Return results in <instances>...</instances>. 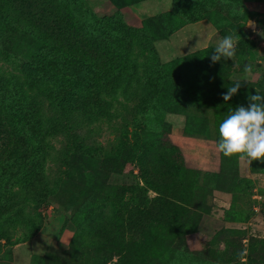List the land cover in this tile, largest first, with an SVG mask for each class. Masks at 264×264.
Returning <instances> with one entry per match:
<instances>
[{"label":"trees","instance_id":"1","mask_svg":"<svg viewBox=\"0 0 264 264\" xmlns=\"http://www.w3.org/2000/svg\"><path fill=\"white\" fill-rule=\"evenodd\" d=\"M77 1L0 0V57L10 64L13 58L23 60L17 73L0 71V223L5 215H11V225L24 231L10 243L11 231L0 230V239L11 246L32 240L44 224L42 209L47 200L58 194L63 183L78 187L72 176L75 171L84 189L95 192L106 189L107 175L126 173L127 167L135 165L142 186L122 189L117 204L99 207V211L107 209L104 216H96L94 212L85 218L93 228H78L79 232L91 234L90 237L83 235V249L93 253L91 264H108L113 257L116 262L112 264H130V243L138 235L139 226L154 228L160 234V220L171 219L168 211L176 207L174 201L181 205L178 209L183 219L197 222L207 213L205 198L209 190H218L221 179L222 185L234 184L233 188L242 192L240 159L224 158L217 152L218 128L238 106H248L249 95L264 94V77L241 84L230 101L211 98L202 108L214 115L217 132L214 139L206 120L189 118L191 125H195V136L204 141L199 146L211 163L210 171H199L182 153L171 152L174 148L158 150L138 138L129 144L127 129H116L114 138L105 144L91 140L90 134L82 130L103 118L110 119L103 116L106 100L114 99L136 71L147 44L160 39L154 29L161 23L160 17H154L141 21L139 26H128L120 8L113 4L116 14L112 18L101 17L92 24L77 16L73 5ZM173 20L181 25L186 22L178 12ZM140 33L151 38L135 41ZM209 53L210 48H205L193 54L200 69L206 66L203 56ZM245 53L252 57L249 49ZM224 65L219 63V67ZM228 74L222 73L224 82H229ZM216 81L220 82L217 78ZM182 98L188 104L186 107L198 108L193 99L187 103ZM176 107L171 106L173 110ZM129 123L123 119L122 127L126 128ZM183 134L190 135L186 130ZM55 142L60 143L59 149ZM50 162L58 169L53 177L46 168ZM248 168L251 174L264 175V160H253ZM202 172L204 177L199 185L197 177ZM246 182L247 189L252 183ZM149 191L156 195L154 199H148ZM126 193L124 209L130 207L126 212L131 233L128 241L123 242L124 223L118 220V208L123 207ZM232 202L231 208H234V196ZM78 213L80 209L75 216ZM142 218L145 221L141 222ZM220 235L219 232L216 237ZM167 236L169 233L164 235ZM51 254L33 256L30 264H50ZM139 256L137 253L138 259Z\"/></svg>","mask_w":264,"mask_h":264},{"label":"rangeland","instance_id":"2","mask_svg":"<svg viewBox=\"0 0 264 264\" xmlns=\"http://www.w3.org/2000/svg\"><path fill=\"white\" fill-rule=\"evenodd\" d=\"M113 4L120 8L128 26H139L141 21L160 17L161 24L154 29L160 39L147 44V51L138 60L136 71L128 77L114 99L106 100L107 109L103 116L110 119L93 122L85 126L82 133L105 144L114 138L116 129H127L131 139L129 144L138 138L141 143L158 150L174 148L171 152L182 153L199 171H210L211 163L199 146L204 141L195 136V125H191L189 118L206 120L209 134L214 139L217 134L214 115L202 108L211 98L223 100L232 85H243L264 77V0H78L73 5L82 21L94 24L101 17L112 18L116 14ZM177 12L186 21L182 25L173 20ZM227 35L236 42L235 55L231 60L213 63L214 48L219 39ZM146 37L151 38L140 33L135 41L145 42ZM205 48H210L211 53L203 56L207 64L200 69L193 54ZM248 49L251 58L245 53ZM11 62L13 64L5 63L0 57V71L17 73L23 60L13 58ZM219 63L225 65L219 67ZM246 66L251 68L250 74L245 73ZM225 71L229 73L226 77L229 82H224L222 73ZM182 97L187 103L193 99L198 108L186 107L188 104L181 101ZM178 101L180 104L176 107ZM171 106L176 108L173 110ZM123 119L130 121L126 128L122 127ZM185 130L189 136L183 134ZM55 147L59 149L60 143L55 142ZM46 168L51 177L58 170L54 162ZM124 172L107 175L106 189L89 192L75 171L72 176L78 187L63 183L58 194L47 200L42 209L44 224L36 236L50 218L63 221L58 236L54 238L55 246L48 250L52 253L50 264H91L93 253L83 249V235L90 237L91 234L79 232L78 228H93L94 225L85 218L94 212L96 216H104L107 209L99 211V207L107 203L117 204L122 189L142 186L137 166L127 167ZM238 172L244 183L242 192L238 193L234 184L222 185L221 179L218 190H209L205 198L207 213L202 214L199 221L183 219L178 209L181 205L174 201L176 207L168 211L171 219L160 220V234L154 228L141 229L139 226L138 235L130 243V264H264V175L252 174L260 176L249 178L248 171L239 164ZM227 176L230 179V175ZM203 177L204 172L197 177L199 185ZM246 181L252 183L247 189L244 188ZM125 195L123 207L118 208V220L124 223L121 228L123 242L128 241L131 233L126 212L130 207L124 209L128 199L127 193ZM233 196L235 202L231 208ZM147 197L151 200L156 195L149 191ZM78 209L81 213L75 216ZM6 216L0 223V230L11 231L10 243H13L24 231L13 227L11 215ZM245 218L247 220L243 221ZM219 232L221 235L217 238ZM166 233L169 236L164 237ZM14 247L5 245V240L0 239V264H17L11 260ZM153 250L154 255L151 254ZM115 262L113 257L108 264Z\"/></svg>","mask_w":264,"mask_h":264},{"label":"clouds","instance_id":"3","mask_svg":"<svg viewBox=\"0 0 264 264\" xmlns=\"http://www.w3.org/2000/svg\"><path fill=\"white\" fill-rule=\"evenodd\" d=\"M236 52V42L230 35L217 42L213 63L231 60ZM245 73H251L250 67H245ZM241 84L228 88L223 96L225 102L230 101L238 93ZM216 150L224 158L247 160H264V94L248 96V106H238L220 124Z\"/></svg>","mask_w":264,"mask_h":264},{"label":"crops","instance_id":"4","mask_svg":"<svg viewBox=\"0 0 264 264\" xmlns=\"http://www.w3.org/2000/svg\"><path fill=\"white\" fill-rule=\"evenodd\" d=\"M206 30L210 33L209 28H206ZM239 165L243 166L245 171H248L249 178L260 176L252 175L249 172V162L247 160H240ZM62 223L63 221H60L59 218H50L38 236L33 238L29 243L17 245L13 248L11 260L17 264L18 261L20 264H30L33 256L43 257L49 249L55 246L56 241H54V238L58 236Z\"/></svg>","mask_w":264,"mask_h":264},{"label":"built area","instance_id":"5","mask_svg":"<svg viewBox=\"0 0 264 264\" xmlns=\"http://www.w3.org/2000/svg\"><path fill=\"white\" fill-rule=\"evenodd\" d=\"M262 46L264 47V42H262Z\"/></svg>","mask_w":264,"mask_h":264}]
</instances>
